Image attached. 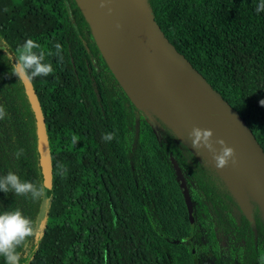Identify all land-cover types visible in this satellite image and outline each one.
Listing matches in <instances>:
<instances>
[{
    "label": "trees",
    "instance_id": "1",
    "mask_svg": "<svg viewBox=\"0 0 264 264\" xmlns=\"http://www.w3.org/2000/svg\"><path fill=\"white\" fill-rule=\"evenodd\" d=\"M147 2L169 40L240 112L264 148L260 0ZM0 36L13 52L28 38L45 50L63 46L62 63L47 58L54 74L31 79L49 135L50 200L0 191V211L19 208L39 222L31 264H259V204L250 197L248 219L205 152L180 131L189 133L131 100L76 0H0ZM5 56L0 49V105L8 113L0 120V176L12 171L37 182L43 178L35 114ZM113 131V141L102 140ZM19 148L24 154L16 159ZM171 156L187 181L194 222ZM58 162L67 167L63 178Z\"/></svg>",
    "mask_w": 264,
    "mask_h": 264
},
{
    "label": "water",
    "instance_id": "2",
    "mask_svg": "<svg viewBox=\"0 0 264 264\" xmlns=\"http://www.w3.org/2000/svg\"><path fill=\"white\" fill-rule=\"evenodd\" d=\"M89 23L96 43L131 100L151 109L176 131L194 127L211 129L217 151L223 139L236 152L233 164L216 167L213 153L201 148L221 173L248 219L250 197L264 215V148L240 112L169 40L147 0H76ZM103 5V6H102ZM0 38H2L0 36ZM35 114L37 147L42 178L53 181L49 135L41 102L31 79H22ZM184 190L191 222L193 202L178 160L171 156Z\"/></svg>",
    "mask_w": 264,
    "mask_h": 264
},
{
    "label": "clouds",
    "instance_id": "3",
    "mask_svg": "<svg viewBox=\"0 0 264 264\" xmlns=\"http://www.w3.org/2000/svg\"><path fill=\"white\" fill-rule=\"evenodd\" d=\"M255 10L257 13L264 12V0H260ZM53 48L54 51L45 50L35 39L28 38L13 52L9 49L7 42L0 38V49L5 51L6 61H11V73L18 76L20 80L54 74V66L47 58L56 57L57 62L62 63L64 56L63 46L60 43H55ZM260 104L264 106V99L260 100ZM7 115L6 108L0 105V120L5 119ZM213 136V130L200 127H194L188 134V138L192 141V147L198 152L201 148H207L213 153L217 168L227 167L230 161L235 164V149L228 146L225 140L220 139L216 143L222 147L217 151L213 143ZM115 138V131L102 135V140L105 142H111ZM73 141L75 142V137ZM23 154V148L17 149L14 153L16 159H20ZM56 168L57 174L63 178L67 173V167L62 162H58ZM0 191L5 194L14 192L16 196L30 197L33 201L47 204L50 200L51 188L45 179L37 182L22 180L18 174L9 171L6 175L0 176ZM39 229V222L26 216L19 208L0 211V258H3L4 264H21L22 260L24 264H31L32 252L30 248L39 234ZM259 264H264V251H261L259 255Z\"/></svg>",
    "mask_w": 264,
    "mask_h": 264
},
{
    "label": "rangeland",
    "instance_id": "4",
    "mask_svg": "<svg viewBox=\"0 0 264 264\" xmlns=\"http://www.w3.org/2000/svg\"><path fill=\"white\" fill-rule=\"evenodd\" d=\"M180 132H181V134L184 136V138H187V139L189 140L187 133H185V132H183V131H180ZM44 210H45V209H43V211H44Z\"/></svg>",
    "mask_w": 264,
    "mask_h": 264
},
{
    "label": "flooded vegetation",
    "instance_id": "5",
    "mask_svg": "<svg viewBox=\"0 0 264 264\" xmlns=\"http://www.w3.org/2000/svg\"><path fill=\"white\" fill-rule=\"evenodd\" d=\"M253 209V208H252Z\"/></svg>",
    "mask_w": 264,
    "mask_h": 264
}]
</instances>
